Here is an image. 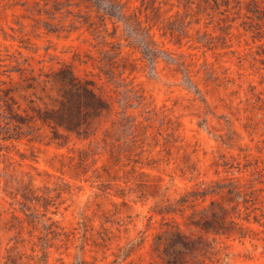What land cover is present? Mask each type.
<instances>
[{"label":"rangeland","instance_id":"obj_1","mask_svg":"<svg viewBox=\"0 0 264 264\" xmlns=\"http://www.w3.org/2000/svg\"><path fill=\"white\" fill-rule=\"evenodd\" d=\"M0 57L110 104L88 136H0V264H155L171 225L264 264V0H0ZM212 201L225 234L191 223Z\"/></svg>","mask_w":264,"mask_h":264},{"label":"trees","instance_id":"obj_2","mask_svg":"<svg viewBox=\"0 0 264 264\" xmlns=\"http://www.w3.org/2000/svg\"><path fill=\"white\" fill-rule=\"evenodd\" d=\"M188 5L186 4L187 7ZM4 59L0 57V74H7L10 80L0 82V136L3 139H21L35 134L42 127L49 128L55 138H68L73 134L88 136L92 130H96V123L110 111V104L96 91L93 82L77 76L69 67L39 75L26 74L17 65L2 69L4 65L1 62ZM15 71L20 73L19 78L11 76ZM214 204L212 201L210 208H205L202 216L192 219L191 223L208 233L225 234L229 231L225 226L227 219L219 218ZM24 205H28L27 201ZM220 209L226 210L224 206ZM193 215L196 216L197 212ZM230 222L239 225L233 218ZM49 228L51 229V226ZM239 228L242 230L243 226L239 225ZM50 232L56 230L51 229ZM41 239L40 245L44 246L46 238ZM143 240L142 234L139 240L132 241L129 247L124 249L125 254H130ZM153 245L155 264H208L216 261L206 247L203 248L202 258L198 257L197 241L179 225L168 226L157 233ZM43 256V262L40 264H46V255ZM18 258L21 259L22 256L8 254L6 263L22 264L18 263ZM72 264L90 263L77 260ZM107 264H117V259Z\"/></svg>","mask_w":264,"mask_h":264}]
</instances>
